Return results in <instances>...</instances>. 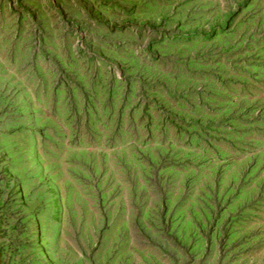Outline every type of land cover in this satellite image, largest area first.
I'll return each instance as SVG.
<instances>
[{
	"label": "rangeland",
	"instance_id": "rangeland-1",
	"mask_svg": "<svg viewBox=\"0 0 264 264\" xmlns=\"http://www.w3.org/2000/svg\"><path fill=\"white\" fill-rule=\"evenodd\" d=\"M0 264H264V0H0Z\"/></svg>",
	"mask_w": 264,
	"mask_h": 264
}]
</instances>
